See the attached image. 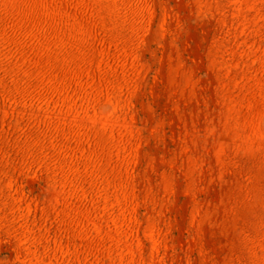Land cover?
<instances>
[{
	"label": "rangeland",
	"instance_id": "1",
	"mask_svg": "<svg viewBox=\"0 0 264 264\" xmlns=\"http://www.w3.org/2000/svg\"><path fill=\"white\" fill-rule=\"evenodd\" d=\"M0 264H264V0H0Z\"/></svg>",
	"mask_w": 264,
	"mask_h": 264
}]
</instances>
